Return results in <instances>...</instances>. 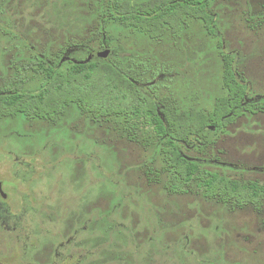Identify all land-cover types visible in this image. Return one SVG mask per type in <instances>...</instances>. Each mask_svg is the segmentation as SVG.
I'll return each mask as SVG.
<instances>
[{"label": "rangeland", "instance_id": "374dc122", "mask_svg": "<svg viewBox=\"0 0 264 264\" xmlns=\"http://www.w3.org/2000/svg\"><path fill=\"white\" fill-rule=\"evenodd\" d=\"M107 2L0 0V87L19 75L21 90L36 92L45 78L35 57L64 71L107 49L105 60L142 62L144 98L209 111L225 94L222 52L248 98H264V0H212L214 36L189 19L178 40L157 41L107 19ZM130 134L123 120L73 105L53 121L1 119L0 264H264V199L233 209L195 185L169 192L153 144ZM210 143L184 154L264 187L263 111Z\"/></svg>", "mask_w": 264, "mask_h": 264}, {"label": "trees", "instance_id": "16d2710c", "mask_svg": "<svg viewBox=\"0 0 264 264\" xmlns=\"http://www.w3.org/2000/svg\"><path fill=\"white\" fill-rule=\"evenodd\" d=\"M211 1L151 0L136 6L129 0H108L106 12L107 19L150 40H160L166 34L178 40L189 19L201 21L206 33L215 35ZM35 58L44 72L42 88L36 92L21 90L19 75L6 80L0 87V120L53 121L72 105L94 120L121 119L123 129L132 137L138 134L153 144V151L160 157L162 170L167 174L169 192L183 194L195 185L204 198L218 200L233 209L248 205L256 210L261 207L262 185L229 179L203 169L199 162L184 154V148L190 146L204 150L213 137L225 133L229 125L246 113L264 112V98H248L247 87L237 76L230 54L221 52L225 94L214 99L209 111L196 108L183 111L170 99L157 103L144 98L138 86L143 77L139 68L142 62L95 58L67 63L62 71L59 60L56 66L45 67V62Z\"/></svg>", "mask_w": 264, "mask_h": 264}, {"label": "water", "instance_id": "95a60500", "mask_svg": "<svg viewBox=\"0 0 264 264\" xmlns=\"http://www.w3.org/2000/svg\"><path fill=\"white\" fill-rule=\"evenodd\" d=\"M108 54H109V51L106 49L104 51L92 54L91 57L105 59L108 56ZM0 195L3 198H5V195L3 194L2 189H1V184H0Z\"/></svg>", "mask_w": 264, "mask_h": 264}, {"label": "flooded vegetation", "instance_id": "af4514ba", "mask_svg": "<svg viewBox=\"0 0 264 264\" xmlns=\"http://www.w3.org/2000/svg\"><path fill=\"white\" fill-rule=\"evenodd\" d=\"M1 184V183H0ZM1 197V196H0ZM6 198V197H5ZM5 198H3V197H1V199H5Z\"/></svg>", "mask_w": 264, "mask_h": 264}]
</instances>
